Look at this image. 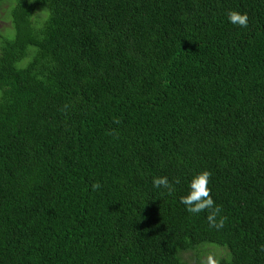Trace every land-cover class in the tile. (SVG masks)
I'll return each instance as SVG.
<instances>
[{"label": "trees", "instance_id": "16d2710c", "mask_svg": "<svg viewBox=\"0 0 264 264\" xmlns=\"http://www.w3.org/2000/svg\"><path fill=\"white\" fill-rule=\"evenodd\" d=\"M2 3L0 264H264V0Z\"/></svg>", "mask_w": 264, "mask_h": 264}, {"label": "clouds", "instance_id": "9594fccd", "mask_svg": "<svg viewBox=\"0 0 264 264\" xmlns=\"http://www.w3.org/2000/svg\"><path fill=\"white\" fill-rule=\"evenodd\" d=\"M227 20L233 25L240 27L248 26L247 13H241L236 10L227 13ZM211 173L208 170H203L194 173L187 181V190L179 198V202L184 205L186 211L192 215L207 213L206 219L211 228L221 229L224 227L227 217L221 214V207L216 203L211 195L209 188ZM179 181H170L167 176L154 177L152 184L157 189L166 190L168 195L175 192V184ZM100 184L94 183L93 189H99ZM210 264L214 262L210 261Z\"/></svg>", "mask_w": 264, "mask_h": 264}, {"label": "rangeland", "instance_id": "374dc122", "mask_svg": "<svg viewBox=\"0 0 264 264\" xmlns=\"http://www.w3.org/2000/svg\"><path fill=\"white\" fill-rule=\"evenodd\" d=\"M7 8L5 4H1L0 6V40L1 36L6 34L8 31H6L10 26H9V20H8V15L6 14Z\"/></svg>", "mask_w": 264, "mask_h": 264}]
</instances>
